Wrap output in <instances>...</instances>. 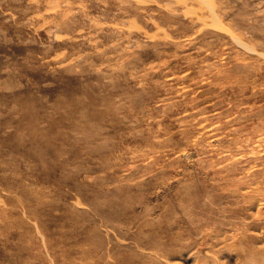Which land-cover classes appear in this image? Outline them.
<instances>
[{
  "label": "rangeland",
  "instance_id": "374dc122",
  "mask_svg": "<svg viewBox=\"0 0 264 264\" xmlns=\"http://www.w3.org/2000/svg\"><path fill=\"white\" fill-rule=\"evenodd\" d=\"M263 181L264 0H0V264H264Z\"/></svg>",
  "mask_w": 264,
  "mask_h": 264
},
{
  "label": "bare ground",
  "instance_id": "6f19581e",
  "mask_svg": "<svg viewBox=\"0 0 264 264\" xmlns=\"http://www.w3.org/2000/svg\"><path fill=\"white\" fill-rule=\"evenodd\" d=\"M250 172V171H249ZM264 182V181H263ZM241 183V182H240ZM261 183V182H260ZM260 183L259 182H256V186L254 187V189H253V191L255 192V193H258V194H260V200L262 201V204H264V191L262 190L264 187H259V185H260ZM224 188V187H223ZM236 189H238V188H236ZM243 189V188H242ZM237 191V190H236ZM236 191H234L235 193H237ZM240 191V190H239ZM242 191H240V193H241ZM233 193V192H232ZM235 195V194H234ZM233 195V196H234ZM238 195V194H237ZM243 195V194H242ZM245 195V194H244ZM239 196V195H238ZM247 196V195H246ZM248 197V196H247ZM242 198V197H241ZM238 199V198H237ZM239 199H240V197H239ZM246 199V198H245ZM251 198H249V200H250ZM245 201V200H244ZM251 201V200H250ZM247 202V201H246ZM260 202V201H259ZM236 203H238V202H236ZM251 203V202H250ZM234 204V203H233ZM258 204V203H257ZM239 205V204H238ZM238 207H240V206H238ZM248 208V207H247ZM263 217H264V212H263ZM202 221H204V219L202 220ZM261 229H264V226H262V228ZM198 230V229H197ZM201 233V232H200ZM219 235V234H218ZM223 235H224V233H223ZM216 239H218V238H216Z\"/></svg>",
  "mask_w": 264,
  "mask_h": 264
}]
</instances>
